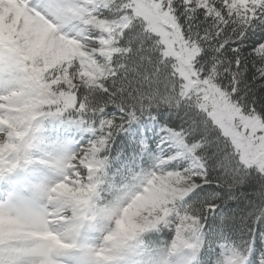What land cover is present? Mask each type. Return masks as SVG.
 Segmentation results:
<instances>
[{
    "label": "snow or ice",
    "instance_id": "6c2138e0",
    "mask_svg": "<svg viewBox=\"0 0 264 264\" xmlns=\"http://www.w3.org/2000/svg\"><path fill=\"white\" fill-rule=\"evenodd\" d=\"M0 264H264V0H0Z\"/></svg>",
    "mask_w": 264,
    "mask_h": 264
}]
</instances>
